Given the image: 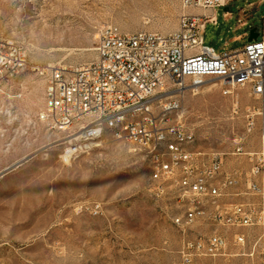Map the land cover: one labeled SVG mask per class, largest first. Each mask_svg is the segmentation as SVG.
<instances>
[{
	"label": "rangeland",
	"instance_id": "obj_1",
	"mask_svg": "<svg viewBox=\"0 0 264 264\" xmlns=\"http://www.w3.org/2000/svg\"><path fill=\"white\" fill-rule=\"evenodd\" d=\"M187 15L202 19L204 42L221 52L242 47L252 27L262 32L264 0H0V38L21 47L29 63L0 86V264H264V214L254 226L223 228V253L181 259L185 240L211 226L174 225L172 215L187 205L176 203L171 188L159 197L149 191L145 151L107 131L65 156L73 132L38 117L45 81L36 65L93 61L104 25L168 33ZM223 88L207 78L188 89L181 121L198 148L222 155L225 168H247V156L232 151L237 143L257 149V125L247 131L245 118L255 99L247 88ZM95 202L100 212L90 211ZM234 232L244 234L243 246L232 242Z\"/></svg>",
	"mask_w": 264,
	"mask_h": 264
},
{
	"label": "built area",
	"instance_id": "obj_2",
	"mask_svg": "<svg viewBox=\"0 0 264 264\" xmlns=\"http://www.w3.org/2000/svg\"><path fill=\"white\" fill-rule=\"evenodd\" d=\"M201 22L187 15L168 33L124 32L104 25L93 61L35 66L45 81L39 120L49 128L73 132L63 142L65 156L89 148L104 126L117 121V114L150 108L147 119L125 123L120 134L113 135L146 152L153 195L163 196L171 188L176 203L187 205L172 215L175 226L184 231L196 220L210 223L203 236L185 240L181 259L223 253L228 242L223 228L254 226L264 214V24L256 39L218 52L204 42ZM26 64L21 47L0 38V86ZM207 78L219 79L224 94L247 88L255 99L246 107L245 118L247 131L257 125V149L247 152L237 143L232 151L247 156V168H225L222 155L198 148L194 132L181 121L184 93L201 87ZM161 108H169V115L161 116ZM81 135H88V142H81ZM90 211L100 212V203H93ZM232 242L243 246L244 234L234 232Z\"/></svg>",
	"mask_w": 264,
	"mask_h": 264
},
{
	"label": "bare ground",
	"instance_id": "obj_3",
	"mask_svg": "<svg viewBox=\"0 0 264 264\" xmlns=\"http://www.w3.org/2000/svg\"><path fill=\"white\" fill-rule=\"evenodd\" d=\"M168 115L169 108H161V116ZM148 116H150V108H139L133 115L129 113L117 114V121L104 126L102 128V135L107 131H110L112 134H120L121 130L125 127V123L139 124V122L147 119ZM81 142H88V135H81Z\"/></svg>",
	"mask_w": 264,
	"mask_h": 264
},
{
	"label": "water",
	"instance_id": "obj_4",
	"mask_svg": "<svg viewBox=\"0 0 264 264\" xmlns=\"http://www.w3.org/2000/svg\"><path fill=\"white\" fill-rule=\"evenodd\" d=\"M258 31H257V28L256 27H252L249 32H248V35H247V41H251V40H254L258 37Z\"/></svg>",
	"mask_w": 264,
	"mask_h": 264
},
{
	"label": "crops",
	"instance_id": "obj_5",
	"mask_svg": "<svg viewBox=\"0 0 264 264\" xmlns=\"http://www.w3.org/2000/svg\"><path fill=\"white\" fill-rule=\"evenodd\" d=\"M248 33V32H247Z\"/></svg>",
	"mask_w": 264,
	"mask_h": 264
}]
</instances>
